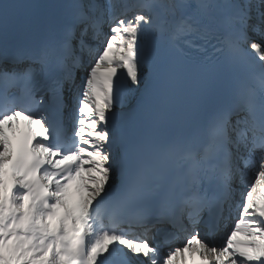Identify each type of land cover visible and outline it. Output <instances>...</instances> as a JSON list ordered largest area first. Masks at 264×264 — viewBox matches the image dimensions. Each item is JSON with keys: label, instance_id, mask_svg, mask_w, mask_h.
<instances>
[{"label": "snow or ice", "instance_id": "1", "mask_svg": "<svg viewBox=\"0 0 264 264\" xmlns=\"http://www.w3.org/2000/svg\"><path fill=\"white\" fill-rule=\"evenodd\" d=\"M0 86V264H264V0H0Z\"/></svg>", "mask_w": 264, "mask_h": 264}, {"label": "bare ground", "instance_id": "2", "mask_svg": "<svg viewBox=\"0 0 264 264\" xmlns=\"http://www.w3.org/2000/svg\"><path fill=\"white\" fill-rule=\"evenodd\" d=\"M234 219H236V216H235V215H233L232 219H230V220L228 221V225L232 224V222L234 221ZM189 231H190V230H189ZM186 234H187V233H181V235H180V236H181L180 239H179V240H176L175 242L177 243V242L181 241L183 238L186 237Z\"/></svg>", "mask_w": 264, "mask_h": 264}, {"label": "rangeland", "instance_id": "3", "mask_svg": "<svg viewBox=\"0 0 264 264\" xmlns=\"http://www.w3.org/2000/svg\"><path fill=\"white\" fill-rule=\"evenodd\" d=\"M256 39H259L258 37Z\"/></svg>", "mask_w": 264, "mask_h": 264}]
</instances>
